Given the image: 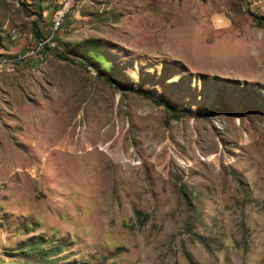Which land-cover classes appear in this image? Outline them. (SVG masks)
<instances>
[{"label": "rangeland", "instance_id": "1", "mask_svg": "<svg viewBox=\"0 0 264 264\" xmlns=\"http://www.w3.org/2000/svg\"><path fill=\"white\" fill-rule=\"evenodd\" d=\"M61 5L0 0V62L56 43L0 67V264H264V0H81L55 38Z\"/></svg>", "mask_w": 264, "mask_h": 264}, {"label": "built area", "instance_id": "2", "mask_svg": "<svg viewBox=\"0 0 264 264\" xmlns=\"http://www.w3.org/2000/svg\"><path fill=\"white\" fill-rule=\"evenodd\" d=\"M74 4L75 1L63 0V5L59 7V28L62 25L63 21L71 13ZM58 30L50 31V32H55V38ZM54 50H55V39L51 42H44V36H42L37 40L35 47H33L31 51L25 52V56L23 58H14L13 56L7 57V62H0V67L1 65L10 64L14 62L36 60V58L40 54H51V52Z\"/></svg>", "mask_w": 264, "mask_h": 264}, {"label": "trees", "instance_id": "3", "mask_svg": "<svg viewBox=\"0 0 264 264\" xmlns=\"http://www.w3.org/2000/svg\"><path fill=\"white\" fill-rule=\"evenodd\" d=\"M36 34L39 35L38 32H36ZM47 55H49V54H41L40 56L43 57V59H37V61L38 62L43 61ZM57 56H59L60 58H63V59L65 58L64 56H61L59 54H57ZM87 64H88L87 66H89V65L93 66V64L90 63V62H87ZM100 77H101L102 80H104L105 82H108L109 84H112V85L113 84H116V81L111 76H109V75H102ZM174 115H175L176 118L179 116L178 114H174Z\"/></svg>", "mask_w": 264, "mask_h": 264}, {"label": "bare ground", "instance_id": "4", "mask_svg": "<svg viewBox=\"0 0 264 264\" xmlns=\"http://www.w3.org/2000/svg\"><path fill=\"white\" fill-rule=\"evenodd\" d=\"M69 1H75V4H77V3H79L81 0H69ZM75 4H74V6H75ZM74 6H73V8H74ZM73 8H72V10H73ZM72 10H71V12H72ZM54 23H55V29L56 30H58L59 29V13L55 16V18H54ZM55 47H56V43H55ZM41 55V54H40ZM39 55V56H40ZM38 56V57H39ZM38 57L36 58V59H38ZM1 67H2V65H1Z\"/></svg>", "mask_w": 264, "mask_h": 264}]
</instances>
